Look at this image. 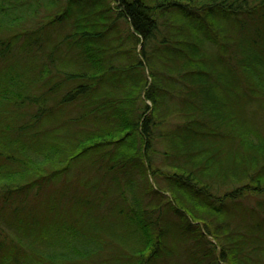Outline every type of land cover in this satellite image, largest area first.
Returning a JSON list of instances; mask_svg holds the SVG:
<instances>
[{
    "label": "trees",
    "instance_id": "trees-1",
    "mask_svg": "<svg viewBox=\"0 0 264 264\" xmlns=\"http://www.w3.org/2000/svg\"><path fill=\"white\" fill-rule=\"evenodd\" d=\"M0 264H264V0H0Z\"/></svg>",
    "mask_w": 264,
    "mask_h": 264
}]
</instances>
